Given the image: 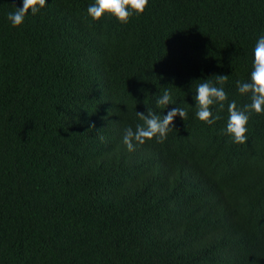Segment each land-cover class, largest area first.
I'll list each match as a JSON object with an SVG mask.
<instances>
[{
    "label": "trees",
    "instance_id": "trees-1",
    "mask_svg": "<svg viewBox=\"0 0 264 264\" xmlns=\"http://www.w3.org/2000/svg\"><path fill=\"white\" fill-rule=\"evenodd\" d=\"M92 3L46 0L14 28L22 0H0V264H264V115L236 144L227 103L207 125L194 101L226 75L249 102L264 0H149L128 24ZM175 106L163 143L128 151L137 111Z\"/></svg>",
    "mask_w": 264,
    "mask_h": 264
},
{
    "label": "clouds",
    "instance_id": "clouds-1",
    "mask_svg": "<svg viewBox=\"0 0 264 264\" xmlns=\"http://www.w3.org/2000/svg\"><path fill=\"white\" fill-rule=\"evenodd\" d=\"M149 0H94L87 9L92 20L99 22L105 17L114 18L121 24H128L133 15H143L148 7ZM46 0H22V7H15V11L7 14V19L12 27L17 28L25 23L26 16L30 13L35 16L44 7ZM228 76L216 75V84L205 80L197 85L194 101L197 108L196 117L207 125H213L221 119L219 112L223 111L227 103L228 118L226 133L236 144L248 142V123L250 115H264V35H261L254 46V60L250 78L247 81L238 80L236 88L243 97L246 96L248 103L238 106L236 100L229 101L228 94L223 85ZM175 105L171 94L165 90L162 96L156 100L158 108H167ZM217 109L214 115L212 109ZM137 116L142 124H137L135 130L132 127L125 129L123 143L129 152L135 151L137 144H144L155 138L157 143H163L167 134L175 128L174 119L179 116L182 120L187 119L188 113L184 108L175 106L161 118L154 111L147 109V113L138 112ZM91 125L89 129H94ZM100 139L103 141V137Z\"/></svg>",
    "mask_w": 264,
    "mask_h": 264
}]
</instances>
